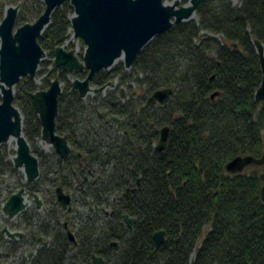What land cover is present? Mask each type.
I'll return each instance as SVG.
<instances>
[{
	"label": "trees",
	"instance_id": "16d2710c",
	"mask_svg": "<svg viewBox=\"0 0 264 264\" xmlns=\"http://www.w3.org/2000/svg\"><path fill=\"white\" fill-rule=\"evenodd\" d=\"M237 2L204 0L197 20L156 36L131 74L114 68L91 80L99 88L122 76L131 93L127 101L115 91L83 99L68 77L85 79L88 71L54 69L52 79L66 84L56 128L71 146L67 158L37 147L42 126L31 95L39 87L30 78L17 84L23 134L39 160L38 179L49 182L48 190L35 188V181L26 186L57 208L35 233L47 244L18 264H92L93 256L106 264H264V165L227 171L237 157L264 155V101L255 99L263 74L254 46L255 40L264 45V0ZM9 6H19V27L45 10L40 0H0V21ZM73 13L69 3L57 8L38 39L53 57L70 40ZM168 88L170 101L149 106L142 116L148 98ZM167 126V148L158 152L159 131ZM58 187L87 210L73 209L70 216L76 244L61 222ZM125 215L135 219L132 228ZM159 231L166 240L157 250L153 236ZM11 245L16 252L17 242Z\"/></svg>",
	"mask_w": 264,
	"mask_h": 264
},
{
	"label": "water",
	"instance_id": "95a60500",
	"mask_svg": "<svg viewBox=\"0 0 264 264\" xmlns=\"http://www.w3.org/2000/svg\"><path fill=\"white\" fill-rule=\"evenodd\" d=\"M45 5L43 14L35 23H27L16 28L19 6H10L0 23V147L14 138L17 142V156L13 159L15 168L25 174L27 183L36 181L40 176L38 158L32 153L31 146L23 134V116L14 104V88L21 80L30 78L35 80L43 59L45 50L38 39L51 24V17L55 10L66 3L74 9V17L70 19L73 36L81 39L86 45V51L81 60L75 51H68L63 46L55 50V65L63 71H88L85 79H74L73 88L81 98L86 99L90 94H100L112 83L101 88H94L91 80L100 71H109L118 60L123 59L127 69L132 68L141 51L156 37L174 26L190 20H197L196 12L204 0H189V4L181 6L176 0L167 4L165 0H41ZM207 36V34H204ZM259 55V63L263 74L262 83L256 92L257 102L264 101V45L254 41ZM62 83L58 78L51 82L49 89L38 90L31 95L35 111L42 126V141L52 146L56 153L66 158L71 153L67 136L57 133V118L59 116V97L62 94ZM123 92V91H122ZM173 96V90L163 89L152 94L145 107L164 106ZM121 98H124L122 94ZM111 122L121 123L118 118H111ZM160 139L155 146L156 151L163 152L167 148L170 128L164 127L160 131ZM264 165V155L257 159L252 156L237 157L227 165L231 174L242 173L247 167ZM264 183V173L261 175ZM140 181L138 182L139 185ZM57 200L69 213L72 198L62 187L56 189ZM29 197L26 189L21 188L6 202L3 211L9 219H13L28 206ZM264 202V185L262 187ZM38 208L42 207L39 195L34 196ZM124 222L132 228L135 219L124 216ZM68 228V223L65 222ZM6 235L15 239L16 235L8 228L3 230ZM68 238L76 244L75 235L67 231ZM156 249L165 243L164 231L156 232L153 236ZM117 246L116 243L113 244ZM92 264H106L102 257L93 256ZM191 264H194L193 261Z\"/></svg>",
	"mask_w": 264,
	"mask_h": 264
},
{
	"label": "rangeland",
	"instance_id": "374dc122",
	"mask_svg": "<svg viewBox=\"0 0 264 264\" xmlns=\"http://www.w3.org/2000/svg\"><path fill=\"white\" fill-rule=\"evenodd\" d=\"M41 1V0H40ZM167 4H173L176 0H165ZM181 6H187L188 3L183 4V0H179ZM42 2V1H41ZM43 3V2H42ZM234 3L237 4V0H234ZM44 4V3H43ZM10 7V6H9ZM16 7V6H15ZM8 8V7H7ZM4 11V17L6 14V9ZM19 14V13H18ZM74 17V13L71 15V18ZM70 18V19H71ZM4 19V18H3ZM196 20V18H195ZM2 21H0L1 23ZM35 23V22H34ZM16 24V28H18ZM74 32L70 31V40L63 46L68 51H75V54L80 58L83 59V56L86 51V45L84 44V41L74 38L73 36ZM72 45V46H71ZM73 47V48H72ZM44 49V48H43ZM46 53V57L43 59V61L40 64L39 71L36 74L35 82L39 87V90H47L50 86L44 85V82L51 80V82L54 80L52 79L53 70L57 69L55 65V57L51 55L52 50L51 49H44ZM114 68H118V70H122L123 75H129L131 74V68L127 69L125 66V62L123 59H120L116 62V64L109 70L112 71ZM61 69V68H58ZM56 79V78H55ZM69 80L73 81V77L69 76ZM122 76H119L115 80L111 81L112 86H109L105 89V91L102 94L103 96L106 95L107 92L115 91L117 92L118 97L123 100L127 101L131 93L127 89L128 85H122L121 80ZM110 83V82H109ZM108 84V83H107ZM106 84V85H107ZM130 84V82L128 83ZM51 85V83H50ZM132 86V84H130ZM17 86V85H16ZM16 86L14 88V92H16ZM66 84L62 83V89L65 88ZM98 88V87H94ZM101 88V87H99ZM123 91V92H122ZM122 94H124V98H121ZM99 95V94H97ZM95 94H90L87 96V98H95L97 96ZM138 95V94H136ZM86 98V99H87ZM2 102V97L0 93V103ZM14 142H7L3 144L0 147V264H18L21 260L24 258H28L29 254H36V251L39 250L47 241H43L41 243L35 242V243H25L27 240L21 242L19 244L18 249L16 252H12L11 250V242L10 239L7 238L3 233L2 230L4 227H8L13 232H22L24 235H28V231L26 230V227L28 229L35 230V226H38L40 224L41 220L46 217L47 210L49 206L50 200L47 199V196H40L41 202L43 203V207L41 209L37 208L36 202L34 201L33 196L29 193V190L27 189V182L25 179V174L22 170L15 168L13 164V159L17 156V142L13 138ZM37 147L43 151L45 154L49 156H54L55 149L48 145L46 142L42 141V139L37 140ZM43 171V168H42ZM45 171V170H44ZM43 176V174H42ZM35 183V188H43L46 187V190L49 189L48 180L46 178L41 177ZM22 185L26 186L27 189V196L29 197L28 206L25 213H22L21 215L15 217L14 219L10 220L7 218V215L4 213L3 208L6 204V202L9 200V198L16 193ZM73 197V194H71ZM76 197L72 198V209H76L79 212L86 213L87 210L79 205H74V199ZM57 203V201H56ZM58 205V204H57ZM55 204H53V208L56 209ZM59 206V205H58ZM69 215V221H70ZM27 220H30L31 223H29ZM61 222H65V214L63 213V217H61ZM32 224V225H28ZM71 226V225H70ZM71 229V228H70ZM72 230V229H71ZM64 231V229H63ZM73 231V230H72ZM31 233V232H30ZM40 237H43L42 235Z\"/></svg>",
	"mask_w": 264,
	"mask_h": 264
},
{
	"label": "flooded vegetation",
	"instance_id": "af4514ba",
	"mask_svg": "<svg viewBox=\"0 0 264 264\" xmlns=\"http://www.w3.org/2000/svg\"><path fill=\"white\" fill-rule=\"evenodd\" d=\"M145 106H146V105H145ZM145 106H144V107H145ZM154 106H155V105H154ZM147 108H148V107H146V109H147ZM146 109H145V110H146ZM144 113H145V111H144ZM144 113H143V114H144ZM143 114H141V115L143 116ZM41 138H42V137H41ZM69 145H70V144H69ZM71 151H72V149H71ZM55 153H56V151H55ZM56 154H57V153H56ZM70 154H71V153H70ZM57 155H58V154H57ZM58 156H59L60 158H62L60 155H58ZM67 157H68V156H67ZM67 157H66V158H67ZM62 159H64V158H62ZM39 167H40V166H39ZM26 194H27V192H26ZM33 198H34V197H33ZM56 200H57V195H56ZM42 204H43V203H42ZM57 204H58V205L60 206V208L64 211V214H65V222L69 223V215L72 213V210H73V209H72V203H71V211H70L69 213H67V211L61 206V204L58 202V200H57ZM36 205H37V203H36ZM49 206H51V205L49 204ZM49 206H48V207H49ZM42 207H43V205H42ZM42 207H41V208H42ZM37 208H38V205H37ZM41 208H39V209H41ZM50 208H53V207L51 206V207L48 208V210H47L48 213H53V211L55 212V210L57 209V208H56V209H54V208H53V209H50ZM26 209H27V208H26ZM26 209H25V211L22 212V213H25V212H26ZM22 213H21V214H22ZM21 214H19V215H21ZM19 215H18V216H19ZM16 217H17V216H16ZM7 218H8V217H7ZM8 219H9V218H8ZM13 219H14V218H13ZM10 220H12V219H10ZM27 221H28V220H27ZM28 222L31 223L30 221H28ZM65 222H64L63 224H64L65 231H66V233H67V231H68V230H71V229H70V225H69L68 228L65 227ZM28 225H32V224H28ZM38 226H39V224H38ZM4 228H8V227H4ZM4 228H3V230H4ZM8 229H9V228H8ZM3 230H2V233H3L7 238H9ZM9 230H10V229H9ZM26 230L29 232L27 236L24 235L22 232H13V231L10 230L12 233L20 234V235H16L15 239H11V238H9L11 243H12V242H17V248L19 247V244H20L21 242L25 241V240H27L25 243H32V242L35 243V242L33 241V238H34V237H37V238H38V241H37L38 243H41V242H43V241H47V242H48L47 238H46L44 235H42L43 237H40L41 235H40V236H36V235H35V233L38 232V231H37V226H35V230H33V231H32V229H28V227H26ZM71 231H72V230H71ZM30 232H31V233H30ZM72 232H73V231H72ZM67 236H68V235H67ZM45 244H47V243H45ZM45 244H44V245H45ZM44 245H43V246H44ZM43 246H42V247H43ZM42 247H41V248H42ZM41 248H40V249H41ZM11 250H13V247L11 248ZM37 251H38V250H37ZM37 251H36V253H37ZM35 255H36L35 253H34V254H29V255H28L29 257H28V258H24V259H25V260H31Z\"/></svg>",
	"mask_w": 264,
	"mask_h": 264
},
{
	"label": "bare ground",
	"instance_id": "6f19581e",
	"mask_svg": "<svg viewBox=\"0 0 264 264\" xmlns=\"http://www.w3.org/2000/svg\"><path fill=\"white\" fill-rule=\"evenodd\" d=\"M10 142H14L13 138L10 140Z\"/></svg>",
	"mask_w": 264,
	"mask_h": 264
}]
</instances>
